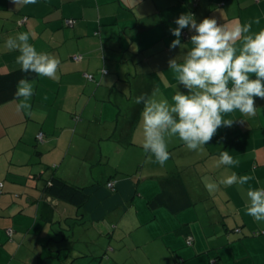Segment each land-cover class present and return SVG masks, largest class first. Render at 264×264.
Returning a JSON list of instances; mask_svg holds the SVG:
<instances>
[{"label":"crops","instance_id":"1","mask_svg":"<svg viewBox=\"0 0 264 264\" xmlns=\"http://www.w3.org/2000/svg\"><path fill=\"white\" fill-rule=\"evenodd\" d=\"M184 13L230 26L260 17L252 30L264 28V0H0V73L20 68L18 52L5 46L19 32L30 31L37 51L60 61L55 79H30V116L17 109V98L0 103V264H264V222L244 211L248 188L264 187V100L256 98L255 116L228 114L232 126L198 151L166 138L163 166L140 146L143 105L135 98L171 103L177 90L187 92L168 64L182 57L169 45ZM191 35L182 30V43ZM224 150L238 167L216 166ZM104 158L105 183L92 168ZM179 169H186L194 203L177 213L150 206L159 178ZM233 172L254 179L219 183ZM54 175L86 188L87 203L77 207L46 193ZM207 183L216 187L209 191Z\"/></svg>","mask_w":264,"mask_h":264},{"label":"clouds","instance_id":"2","mask_svg":"<svg viewBox=\"0 0 264 264\" xmlns=\"http://www.w3.org/2000/svg\"><path fill=\"white\" fill-rule=\"evenodd\" d=\"M13 2L28 6L36 5L39 0ZM260 23V17L235 26L218 23L216 18L209 17L198 22L192 13L176 18V27L170 29L175 39L169 47L176 49L179 46L182 57L169 59V71L187 92L177 90L171 103L145 94L135 98L137 105H143L137 126L140 146L150 158L154 157L155 163L163 166L170 159L166 138L178 137L188 150L198 151L208 144L219 128L232 126L234 119H226L228 114L256 115V98L264 100V28L254 32L252 25ZM184 29L192 33L191 47H186L189 43H182ZM34 38L30 31L19 32L8 37L5 46L18 52L16 63L20 71L55 79L60 61L37 51L30 43ZM14 95L19 99L17 109L30 116L34 88L28 78L17 82ZM133 142H136L135 134ZM239 163L228 150L221 151L216 160L217 167H238ZM253 179L250 175L233 172L222 177L219 183L244 186ZM215 187L214 183L206 184L209 191ZM246 196L245 214L264 222V187H249Z\"/></svg>","mask_w":264,"mask_h":264},{"label":"trees","instance_id":"3","mask_svg":"<svg viewBox=\"0 0 264 264\" xmlns=\"http://www.w3.org/2000/svg\"><path fill=\"white\" fill-rule=\"evenodd\" d=\"M68 19H66L65 21L66 24L72 25L74 23V20L72 19V24H68ZM76 56H79L80 59L82 57L81 55L73 56V59L75 61ZM19 69L6 73H0V103L16 98L14 94L16 91L17 82L20 79L28 78L30 80L37 76L36 73H24ZM104 71L107 72V70ZM87 75H92V77L90 78ZM85 77L89 80L94 79V75L91 73H86ZM38 136L37 138L38 140H40ZM185 170L186 169H179L165 177L159 178V181L162 185L161 190L151 198V200L149 201L150 206L155 207L164 205L172 213H177L186 209L194 203V200L191 198V195L186 188L187 186L184 179ZM45 191L50 196H53L60 200H64L77 207H82L83 205H85L90 197L88 192L86 191V188L72 184L66 179L56 175L47 180Z\"/></svg>","mask_w":264,"mask_h":264},{"label":"rangeland","instance_id":"4","mask_svg":"<svg viewBox=\"0 0 264 264\" xmlns=\"http://www.w3.org/2000/svg\"><path fill=\"white\" fill-rule=\"evenodd\" d=\"M99 143H100V142H99ZM100 146H101V148H103V150H106L108 144H107L106 141H104V142L100 143ZM89 147H90L89 144L85 145V149L88 148V150H89ZM94 165H95V166H92L93 171H94L93 173H95V176H96L97 178H104V183H105V181L107 180V177H108V175H109V172H108V170H109V165H108V161H107V159L104 158V159H102L101 161L98 160L97 163H94ZM98 181H99V180H98ZM101 182H102V181H101ZM82 228H84V227L82 226ZM78 230H79V229H78ZM67 239H68V238H67ZM66 244L69 245L70 242H68V240H67ZM70 246H71V245H70Z\"/></svg>","mask_w":264,"mask_h":264},{"label":"built area","instance_id":"5","mask_svg":"<svg viewBox=\"0 0 264 264\" xmlns=\"http://www.w3.org/2000/svg\"><path fill=\"white\" fill-rule=\"evenodd\" d=\"M67 23L68 24H72L73 20L72 19H68ZM184 35L186 36L187 34L185 33ZM75 59L78 61V60H80V57L76 56ZM87 76L90 77V78L92 77V75H87ZM38 137L41 139L43 137V133H40ZM108 186L114 189V183L112 181L108 182ZM235 231H240V229L237 228ZM191 243H192V238H188L187 244H191Z\"/></svg>","mask_w":264,"mask_h":264}]
</instances>
